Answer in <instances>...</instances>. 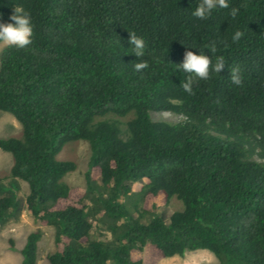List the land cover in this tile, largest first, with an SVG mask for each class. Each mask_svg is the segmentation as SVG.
<instances>
[{
	"label": "trees",
	"instance_id": "obj_1",
	"mask_svg": "<svg viewBox=\"0 0 264 264\" xmlns=\"http://www.w3.org/2000/svg\"><path fill=\"white\" fill-rule=\"evenodd\" d=\"M198 2L0 0V22L16 6L31 14L32 43L0 57V111L22 127V139H0V149L13 156L10 177L28 186L24 211L54 229L48 264H160L197 250L264 264V0H228L204 20L193 15ZM236 31L244 35L234 41ZM129 33L145 41L143 57L132 54ZM189 50L225 62L191 94L181 86L188 74L176 71ZM130 112L125 137L116 122L95 121ZM153 112L181 120L153 121ZM79 140L91 149L86 185L68 186L62 179L76 165L56 156ZM111 182L114 192L97 189L89 208L92 186ZM132 182L142 184L139 216L172 197L183 210L167 221L130 219L116 192ZM14 207L12 194L0 198V225ZM90 209L110 221L111 240L92 237ZM40 238L29 233L21 264H36Z\"/></svg>",
	"mask_w": 264,
	"mask_h": 264
},
{
	"label": "rangeland",
	"instance_id": "obj_2",
	"mask_svg": "<svg viewBox=\"0 0 264 264\" xmlns=\"http://www.w3.org/2000/svg\"><path fill=\"white\" fill-rule=\"evenodd\" d=\"M10 45L0 44V57L2 52ZM153 121H165L176 123L181 120V116L171 112H153L150 114ZM134 117V112H130L123 117L107 114L98 117L95 121H114L119 128L122 137H125L127 122ZM0 139H22V127L20 123L9 113L0 111ZM91 157V149L88 141L79 140L65 144L62 150L57 154L56 160L60 162H73L76 167L73 171L67 173L62 182L68 186H85V173ZM14 159L11 153L0 149V198L7 194H12L15 207L9 211V216L3 224L0 225V264H21V249L26 243V238L32 231L39 229L41 238L37 244L36 264H48L47 255L55 250L54 229L52 227L39 226L23 209L24 198L28 193V186L19 179H12L10 171ZM131 185L130 192H126L124 187H120L117 194V201L121 203L129 212L130 219H135L140 223L149 222L155 215L167 221L170 214L182 211L184 206L181 201L172 197L169 204L159 208L157 214H145L139 216L142 197L140 193L141 183H127ZM124 186V185H123ZM107 197L114 192V182L106 187L96 183L89 190L86 200L89 208L92 209L96 197ZM91 209L85 214V217L94 225L92 237L100 240H111L112 233L108 228L111 224L109 220L102 219L99 215H94ZM101 218V219H100ZM100 219V220H99ZM122 221H120L121 223ZM112 225V224H111ZM113 241V240H112ZM107 264H116L109 260ZM160 264H243L235 258H223L219 260L212 253L205 250L186 251L182 255L164 259Z\"/></svg>",
	"mask_w": 264,
	"mask_h": 264
},
{
	"label": "clouds",
	"instance_id": "obj_3",
	"mask_svg": "<svg viewBox=\"0 0 264 264\" xmlns=\"http://www.w3.org/2000/svg\"><path fill=\"white\" fill-rule=\"evenodd\" d=\"M228 0H199L193 15L201 20L209 18L213 11L220 8H228ZM238 9L233 8L230 15L235 18ZM10 22H0V44L15 45L24 48L32 43L33 26L31 14L22 6H16L9 17ZM244 35L241 31H236L232 39L239 40ZM128 43L133 48L132 54L137 58L145 55V41L143 38L129 33ZM147 65L144 63L135 64V70L140 71ZM225 68V62L218 58L213 64L212 58L204 53L196 54L193 51H186L182 63L176 65V71L188 74L186 81L181 85L186 93L191 94L193 83L196 79L207 80L210 71L220 73ZM230 79L235 85H241L242 80L239 73L235 70L231 72Z\"/></svg>",
	"mask_w": 264,
	"mask_h": 264
}]
</instances>
